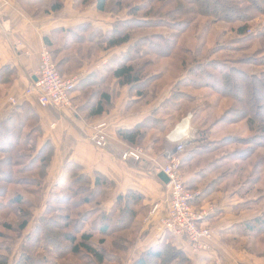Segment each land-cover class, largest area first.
Instances as JSON below:
<instances>
[{
  "label": "trees",
  "instance_id": "trees-1",
  "mask_svg": "<svg viewBox=\"0 0 264 264\" xmlns=\"http://www.w3.org/2000/svg\"><path fill=\"white\" fill-rule=\"evenodd\" d=\"M94 1L98 12H107L116 17L121 11L126 10L127 16L123 19L115 18L111 29L97 37L96 42L95 38L92 39L93 34H84L89 27L88 24L69 28L68 31L74 36V45L68 43L62 49L68 51L75 45L79 46L87 41L91 43L87 50L88 54H91L93 47L96 46L100 49H110L125 45L126 48L120 53L118 64L109 70L107 76L100 78L92 72L82 77L75 86L74 91H80V98L85 97V102L80 104L78 110L85 111L87 119L100 116L112 105V95L109 93L107 81L110 78L116 80L115 85L118 87L130 86V93L140 97L139 101L148 103L155 98L163 87L160 79L164 73L160 69L155 72L148 69L157 64V61L147 58L149 54H155L162 60L173 58L169 64L178 66L185 76L174 81L170 96L164 102L169 108L167 122L164 119L157 121L148 118L133 128L119 129L117 134L124 142L129 146H142L148 139L152 147L159 143L158 149L161 150V144L165 145V135L172 128L173 120L176 117L182 119L189 111L193 112L188 106L195 101V95H187L177 90L179 87L189 85L196 88L212 87L221 97L231 96L232 106L223 114L224 121L231 122L235 117H242L251 129L246 142L247 148L233 151L228 159L234 160L235 155L245 159L254 153L255 147H264V74L257 76L252 75L244 67L223 66L220 61L208 58V55L206 60H199L195 52L182 45L179 47L177 42L180 33L192 28L191 24L196 20V16L218 14L217 19L239 23L236 28L233 26L231 28L236 33L233 40L236 43H247L251 37L258 34H251L252 32L247 34L246 19L253 17L256 11L264 12V0H159L155 6L154 0H139V3L133 1L132 4H128L126 0ZM44 2L48 12L58 11L64 5V0ZM75 2L76 5L84 6L88 0ZM173 2L174 6L160 15L161 7ZM181 5L186 9L185 13ZM152 27L168 28L173 32L170 35L154 32L132 38V31L135 29ZM259 34L264 35V30H259ZM44 42L59 73L66 75L64 72L67 70L65 65L68 56L64 57L66 59L62 60L63 62H56L58 49L52 47L53 44L47 37L44 38ZM221 47L235 51L242 48L231 44H224ZM263 58V55L255 54L241 57L249 65L262 64ZM9 70L7 66L0 68L2 83L11 81L13 71ZM170 108L171 112H178V115L177 113L172 115ZM183 111L185 112L181 115ZM209 130L208 128L196 130V140L206 139L204 136ZM41 133L38 116L28 101L13 106L10 114L0 121V212L8 208L16 212V221L10 222L8 220L10 218L6 217V220L0 222L1 227L14 233H22L35 216H32L33 209L40 204L38 222L30 232H26L21 254L14 264H60V262L74 264L66 261V256L79 260L80 264L119 262L118 254L130 248L139 229L144 211V196L137 191L128 190L118 194L113 205L106 210L101 206L104 203L102 200H107L110 189L114 188L113 181L97 172L89 176L82 172L80 166L73 165L68 181L59 185L61 193L48 199L43 209L42 189L52 159L53 146L49 141L39 146L38 138ZM231 138L234 139L233 136H227L211 142L213 147L210 150L224 147ZM227 155L224 154L217 159H227ZM261 157L255 164V167H260L259 169L264 165V157ZM229 173L233 174L226 169L223 174ZM253 175L255 174L251 173L249 177L252 178ZM16 184L27 188L19 191L10 189V186L14 187ZM56 186L58 184L53 188ZM29 194L36 196V199L29 198ZM92 203H95V208L85 210V207ZM59 210L62 212L59 213ZM89 214L96 216L89 221L92 217ZM239 225L243 235L256 239L264 234V215L255 216ZM125 231H129V235L122 234ZM40 249L50 253L54 260L49 262L48 256L38 252ZM0 264H7V256ZM131 264H191V261L181 249L171 243H163L142 251Z\"/></svg>",
  "mask_w": 264,
  "mask_h": 264
},
{
  "label": "crops",
  "instance_id": "crops-1",
  "mask_svg": "<svg viewBox=\"0 0 264 264\" xmlns=\"http://www.w3.org/2000/svg\"><path fill=\"white\" fill-rule=\"evenodd\" d=\"M44 1L0 0V68L7 66L13 71L10 82L0 81V121L13 109L7 99L9 96L15 97L19 103L28 101L36 112L42 132L38 144L40 146L43 142L49 141L53 146V155L44 178L42 195L47 193V187L49 192L51 188L53 191V186L62 182L64 172L67 173L68 170L70 172L73 165L80 166L82 172L89 176L97 172L114 183L112 199L107 205L106 202L101 205L104 209H110L115 197L128 190L137 191L144 196V211L140 218L139 230L130 248L124 252V255L122 254V264H131L142 251L163 243H171L181 249L190 259L191 264H214L208 252H193L185 241L175 239L168 233H165L160 241L155 239L158 218L165 213L168 203L166 184L158 177L161 172L159 166L165 162L163 153L173 149L174 144L168 136L181 119L176 117L174 122L172 121V129L165 135L166 142L170 144L169 150L162 148L160 150L159 146L152 147L148 139L142 144L146 155L152 158V162L135 164L132 160L121 159L122 152L131 146L118 136V130L133 128L148 118L158 121L166 116L164 120L167 122L169 108L166 106L162 109V106L170 96L174 81L165 83L158 95L145 103L139 101L140 97L130 93V86L118 87L115 85L116 80L110 78L108 86L112 95V105L107 112L93 119H87L84 115L85 111L78 110L81 104L79 90L73 91L71 97L75 110L53 106L41 107L37 103L35 94H24L34 81L39 51L45 46L44 38L47 37L53 44L52 47L58 49L56 62H63L62 60L66 59L63 52L69 50L66 51L62 47L68 43L74 45V36L68 31L69 28L88 24L89 27L84 34L90 35L99 31L101 27L95 19L100 14L96 10L95 3L92 4V15L88 16L85 14L87 7L76 5L74 0H64L60 10L50 12L46 11ZM109 18L108 22L102 24L104 27L100 31L102 34L111 29L116 17L109 16ZM97 40L96 37L94 42ZM79 46L80 49L69 52L68 62L65 65L67 70L64 74L81 72L84 77L95 72L98 77H105L110 70L107 66L116 57L119 58L120 53L125 49L123 45L110 49H100L96 46L91 54H88L87 50L91 47V43L87 41ZM63 67L62 65L61 68ZM99 122L107 123L105 129L107 140L103 147L96 146L89 139L92 127ZM191 127V140L187 142L182 154L183 179L187 188L201 191L197 203L214 201L217 204L216 211L206 221L215 232L211 247L219 253L221 249L228 251V257L233 260L232 249L225 246L222 238L230 237L233 229L257 216L258 210L251 205L250 199L243 195L240 183L226 184L234 175L222 173V170L226 169V161L219 162L223 159L217 157L213 160L205 159L216 151L210 150L213 147L211 142L218 140L217 135L211 133L212 128L204 136L209 141L206 144L202 140H196V127L192 119ZM154 204H158L159 208L148 218V213ZM146 217L148 220L144 221ZM236 261L238 264H245L247 259H236Z\"/></svg>",
  "mask_w": 264,
  "mask_h": 264
},
{
  "label": "rangeland",
  "instance_id": "rangeland-1",
  "mask_svg": "<svg viewBox=\"0 0 264 264\" xmlns=\"http://www.w3.org/2000/svg\"><path fill=\"white\" fill-rule=\"evenodd\" d=\"M77 1V0H74ZM135 1V3H139V0H126V2L129 4H132V2ZM157 1L159 0H154L155 5H157ZM234 1V0H232ZM93 3H95L94 0H88V3L86 5H79L82 8L87 7V10L85 11L86 15H92L93 13ZM76 4V3H75ZM46 6V5H45ZM174 6V2L170 3L166 7H161L162 9L160 12V15L165 14ZM183 13H185L186 9L183 8L181 5ZM188 11V10H187ZM126 10H123L119 13V16H116V18H126ZM99 13V12H98ZM256 13V14H255ZM254 16L246 19V26H247V34L249 32H252L251 34H258L256 36H253L250 38V41L247 43H242L246 44L245 46L242 45L241 43H236L235 40H233L236 37V33L233 28H236V26L239 23H229L225 20L217 19V15H200L196 16V20L192 22L191 29L185 30L183 33H180L178 36V44L179 47L184 46L186 48H189L195 52L197 59L199 60H206L207 55L209 56L208 58L213 59V60H218L221 62L223 66H233V67H244L247 69L252 75H263L262 73L264 71V58L262 61V64H247L245 63L244 59H241L242 56H249L251 54H255L256 56H264V35L259 34V30H264V12L261 11H256L254 12ZM109 16L114 17L110 15V13H103L100 12L99 16L94 18L98 21L99 23V31H95L93 33L92 39L96 37H100L102 34L100 31L104 28L102 27V24L104 22L109 21ZM195 16V15H194ZM174 17V16H173ZM180 18V16H179ZM176 19V17H174ZM190 26V27H191ZM98 28V27H97ZM154 32H162L167 35H170L173 31L168 29V28H143V29H135L132 31V38L139 37L142 34H148V33H154ZM89 34V33H88ZM87 34V35H88ZM92 34V33H91ZM95 40V39H94ZM224 44H231L236 47H242L239 48L238 50H233L229 48H223L221 47ZM85 45H82V49L84 50ZM125 46V45H123ZM77 48H81L78 45H75L71 50L68 52H63L66 57L70 53L69 52H74L77 50ZM94 48V47H93ZM126 48V46L124 47ZM200 50V51H198ZM154 61H157V64L155 67H149V70H152L153 72L160 70H163V75L161 76L160 81L163 82V86L165 83L170 82V81H175L178 77L181 79L185 76V73H182L178 66H174L173 64H169V61L172 59H165L162 60L158 58L155 54H149V57ZM145 59V58H144ZM119 58L116 57L115 60H113L107 67L109 69H112L118 64ZM140 62V61H139ZM77 71V70H76ZM103 72V70H102ZM196 80V79H194ZM108 82L110 79L107 80ZM177 90H180L179 92H185L187 95H195V101H193L191 104H189V111L188 113L192 112L193 118L192 123L196 127V130L198 129H211L212 134H216V139L220 140L223 138H227V136H230L234 139H229L231 141H227V145H225L222 148H218L211 156L205 158L207 160H210V158L213 160L216 157H223L224 154L227 155V159L220 160L219 162H224L226 161L227 165L225 166L226 169H229L230 171L233 172L232 179L229 182L227 181L226 184L228 185H237L241 184V188H243V195H246V198L250 199V203L252 206L257 207L258 210V215H264V165L260 167L256 166L255 164L258 163V159L261 160V156L264 157V147L262 146H257L255 147L254 153L249 154L245 159L238 158L237 155L234 156V160L228 159V156L230 153L233 154V151L235 150H244L247 148V138H249L251 134V129L248 128L246 121L244 118L240 117L233 119L231 122H225V118L223 114H225V111L227 108H230L232 106V97L231 96H225L221 97L215 92L212 87H201V88H196L192 87L189 85H186L184 87H179ZM180 94V93H179ZM85 102V97L80 100V103ZM163 105L162 109L164 108ZM171 112V108H170ZM185 111L182 112L181 115L184 114ZM178 115V112H171V114H176ZM237 116V115H235ZM163 119H166V116L163 117ZM190 119V120H191ZM191 123V121H190ZM173 127V126H172ZM172 129V128H170ZM152 133V132H151ZM159 136V135H155ZM201 136V134H200ZM212 138V136H209ZM167 141V140H166ZM203 143L209 142L208 139H202ZM146 143L143 142V144ZM167 143V146H165ZM165 145L164 143L161 144L163 150H169L168 147L170 146L169 142H166ZM157 146H160L158 143ZM204 160V159H203ZM224 167V168H225ZM226 169L222 170V173ZM69 170L67 173L64 172L63 180L60 183H57L58 186L56 188H51V191L49 192V187H47V193L45 192L44 195L41 196V205L43 209L45 208V203L47 202L48 199L53 198L55 194L61 193V188H59V185L62 183H65L68 181V176H69ZM229 172V171H228ZM227 173V172H226ZM255 174L252 176V178L249 177L250 174ZM257 178V179H255ZM255 179V180H254ZM253 180L255 182H253ZM234 185V186H235ZM243 185V186H242ZM27 187L20 186L19 184H16L14 187L13 185L10 186V189H14V191H19L22 189H25ZM112 193L113 189H110V193L106 199H103L102 201L106 205L107 203L112 199ZM29 198H32L33 200L36 199V196H32L29 194ZM254 199V200H252ZM4 200V199H3ZM101 201V202H102ZM99 202V203H101ZM103 204V203H102ZM100 205V204H99ZM95 203L89 204L86 206L85 210H90L91 208H95ZM103 208V207H102ZM42 209V210H43ZM37 211V213H36ZM33 215L34 218L30 220V223L28 224L27 228L21 233L17 232L14 233L11 230H7L6 228L1 227L0 223V262L5 260V256H7V264H14L16 263L18 257L21 254L22 250V242L25 238L26 232H30L32 230V227L35 226V223L38 222V213L40 212V204L38 207L33 209ZM62 211L59 210V213ZM95 212V211H93ZM38 214V215H37ZM16 212L12 211V209H5L0 212V222L2 220H6V217H9L10 222H15L16 221ZM37 215V216H36ZM90 215V214H89ZM92 216V215H90ZM95 214L89 219L92 220L95 218ZM15 217V218H14ZM147 217L144 218V221H147ZM89 221L87 224H89ZM143 221V222H144ZM139 230V229H138ZM138 232V231H137ZM136 232V233H137ZM230 234V237H224L225 246H229L231 255L234 257L233 260H230L228 257V251L224 249H218L220 253L215 250L214 248L208 251V255L210 257V260L214 264H238L236 259H243L246 258L247 261L245 264H264V234L262 236L257 237L256 239H251L249 235L245 236L241 232V229L239 227H236L235 229L232 230ZM122 234L129 235V231L122 232ZM136 236V234H135ZM232 236V237H231ZM158 246V245H156ZM41 255L48 256L49 262L53 261V257L51 256L50 253H48L46 250L40 249L38 251ZM124 253L118 254L119 262H114V264H122V257ZM50 256L52 258H50ZM66 261H70L74 264H80V261L71 258L70 256H66ZM242 261V260H241ZM62 262H60L61 264Z\"/></svg>",
  "mask_w": 264,
  "mask_h": 264
},
{
  "label": "built area",
  "instance_id": "built-area-1",
  "mask_svg": "<svg viewBox=\"0 0 264 264\" xmlns=\"http://www.w3.org/2000/svg\"><path fill=\"white\" fill-rule=\"evenodd\" d=\"M81 78V72L60 74L49 50L43 46L39 51L35 80L24 94H35L41 107L75 110L71 97ZM7 99L11 106L19 103L15 97L9 96ZM191 117V113L186 114L170 132L168 137L174 144L173 149L163 153L165 162L159 166V170L168 178V203L165 213L158 218L155 239L160 241L168 233L175 239L185 241L193 252H208L215 232L206 221L216 211L217 204L214 201L197 203L201 191L187 188L181 171L182 154L187 142L191 140ZM106 126V122H99L91 129L89 139L98 147H103L106 143ZM146 154L144 147L135 145L122 152L121 159L132 160L135 164L152 162V158ZM158 208L159 205L154 204L148 218Z\"/></svg>",
  "mask_w": 264,
  "mask_h": 264
},
{
  "label": "water",
  "instance_id": "water-1",
  "mask_svg": "<svg viewBox=\"0 0 264 264\" xmlns=\"http://www.w3.org/2000/svg\"><path fill=\"white\" fill-rule=\"evenodd\" d=\"M34 80H35V78H34ZM158 177L164 184H167L168 178L162 171L159 172Z\"/></svg>",
  "mask_w": 264,
  "mask_h": 264
}]
</instances>
